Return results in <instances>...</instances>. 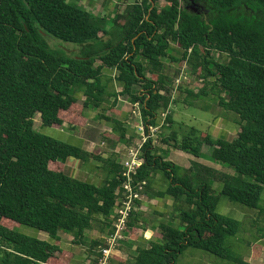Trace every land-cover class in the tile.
Segmentation results:
<instances>
[{
	"label": "trees",
	"instance_id": "16d2710c",
	"mask_svg": "<svg viewBox=\"0 0 264 264\" xmlns=\"http://www.w3.org/2000/svg\"><path fill=\"white\" fill-rule=\"evenodd\" d=\"M159 1L135 0L113 16L112 11L97 15L72 0H0V264H72V251L20 233L18 224L54 240L61 231L71 233L100 263L105 237L88 243L86 231L98 222L105 236L115 232L124 166L117 154L104 158L37 130L35 116L40 112L47 127L66 119L80 126L87 122V108L100 109L99 118L112 125L104 140L113 147L129 143L126 123L106 112L126 95L141 104L146 130L158 125L175 102L167 59L186 63L206 82L199 92L186 89L189 96L215 95L225 112L239 117L240 130L229 140L190 127L181 136L172 130L163 142L196 158L210 146L208 156L233 173L195 160L183 168L148 139L135 181L145 180L148 194L156 174L170 179L166 189L150 196L171 198V219L185 229L160 221L159 239L127 241L130 249L135 245L129 258L114 256L109 264H178L190 247L230 257L228 240L241 222L215 212L219 197L258 208L264 191V0H189L203 7L200 12L182 7V0H165L162 6ZM46 35L82 48L75 54L55 50ZM173 44L178 55L171 52ZM214 52L227 59L217 60ZM167 121L172 122L171 113ZM70 157L101 161L108 171L104 184L69 176ZM214 181L221 184L219 193ZM144 214L132 211L129 235L147 224Z\"/></svg>",
	"mask_w": 264,
	"mask_h": 264
},
{
	"label": "crops",
	"instance_id": "0c3cea01",
	"mask_svg": "<svg viewBox=\"0 0 264 264\" xmlns=\"http://www.w3.org/2000/svg\"><path fill=\"white\" fill-rule=\"evenodd\" d=\"M97 1L98 0H88L87 1L88 7L94 8ZM107 7H109V5ZM106 72L111 73L109 69L106 70ZM148 75L150 76V74ZM135 89L139 90L140 87L136 86ZM117 90L121 91L122 87L118 88ZM128 98L129 97L126 95H120L118 104L114 108V111L108 110L106 114L112 117L119 118L122 121H124L127 117V112L133 107L132 102H130ZM83 100H84V96L81 95L80 96L81 104L83 103ZM125 102L127 104H130V107L127 106L126 110L119 107L122 106L123 103L125 104ZM172 106L171 108H169L170 109L169 113L172 114V122L169 124V126L171 127H173L175 123V119L173 117V111H171ZM100 111H101L100 109H96L93 107L87 108L84 113L87 122L80 126H75L68 119H66L63 124L53 125L51 127H47L43 125L41 113L38 112L36 113L35 116V128L59 141L80 147L90 153H95L104 158H107L112 154H117L118 161L123 165L122 146H124V143L119 142L115 147H113L110 146V144L106 140H104L103 133L105 131H112V130H107V126H105L106 122L103 119L99 118ZM87 112H89V116L87 115ZM119 115L122 116L119 117ZM221 120L219 122H215V126L212 128V130H209V132L215 138H226L229 140L234 139L237 136L238 131L240 130L239 123H236L234 125L233 122L229 123L226 118H222ZM159 121L160 124L162 121L161 117ZM126 127L128 128V130L130 129V127L127 124ZM171 132L172 130L170 131V133ZM205 146L206 145H204L203 147V152H205L204 151ZM168 147L171 149H175L169 146L168 144L164 143V149ZM158 150L161 151L160 154H163V149H158ZM165 158L166 160H168V156H166ZM193 160L198 161L207 166L213 167L220 171L233 173V170H230V168L224 164H218L219 168H216L212 166L215 165L214 163L204 160L203 157L196 158L195 156L190 157L188 155H187V160H185L182 163V167L189 168ZM170 161L176 163L175 161H180V160L171 159ZM176 164L178 165V163ZM103 165L104 164L101 161L95 158H90L89 160L85 161L75 157H70L65 162V171L69 176L100 186L104 184V182L108 177V171H106V169L103 168ZM170 181H171L170 179L164 177L161 173L156 174L150 182L151 186L149 188V193L148 194L145 193V198L147 197L148 200L142 201L141 204L142 206L139 210L143 211L144 213H147L150 208L154 209L155 211H158L157 209L161 208L163 209L164 213H167V211L170 209L172 211L173 200L171 198H156L150 196V194H154L157 191H159L156 190V186L161 185L167 188L170 184ZM218 183H219L218 181H214L213 186L219 192L220 188H217ZM219 185L221 184L219 183ZM220 198L221 196L219 197V202H220ZM224 202H225L224 207L229 208V211L234 212L240 218V220L238 219L236 220L241 222V228L235 236H240L241 234H243V236H246L248 239L253 240V242L249 243V245L247 246L244 245L245 247L243 246V244L239 245L240 242L237 239L233 241L234 249L232 250H234L235 253H238V255H240L238 258L241 259V262L236 264H264V234L259 233V229H261V227L257 226L258 224L257 220L261 215H264V208H261L260 204L258 208H249L244 205L235 203L227 199L226 197H224ZM165 206H167L168 208H165ZM245 207L248 208L250 211ZM160 214L164 216L163 213ZM258 214L259 217L257 219ZM98 218H102V217H98ZM147 223L150 224L149 225L146 224L144 225V228L140 229L142 231L141 236L146 239H153L152 236L159 230L160 222L158 223L157 228L155 227L156 223L150 221H148ZM87 231H86V236H87ZM46 233L47 232L42 231V233H40L41 238L39 239L46 240L54 244L59 243L62 248L72 251L74 253L72 264H86L87 263L86 259L88 257L91 259V257L88 256L87 254L86 246L77 245L74 243L73 234L71 233L68 234V232L61 231L59 233V239L54 240L50 237L48 233L47 234ZM100 233L102 234L101 237H105L106 234H103L101 232V227L100 229L94 227L92 229L91 234H93L94 236H98ZM86 236L85 239L87 240ZM116 253H117L116 256H119L125 252L119 248ZM228 260L229 258H220L214 255H210L199 249L194 250L188 248L181 255L178 264H231Z\"/></svg>",
	"mask_w": 264,
	"mask_h": 264
},
{
	"label": "rangeland",
	"instance_id": "374dc122",
	"mask_svg": "<svg viewBox=\"0 0 264 264\" xmlns=\"http://www.w3.org/2000/svg\"><path fill=\"white\" fill-rule=\"evenodd\" d=\"M72 1H76L79 4L84 5L86 9L96 13L97 15H105L107 12L112 11L113 16H114L117 13H121V12L123 13V11H125L127 5L134 2L135 0H98L94 8L88 7V2H87L88 0H72ZM116 3H118L117 7L115 6ZM165 3H166L165 0L159 1L160 6L164 5ZM108 5H109V7H107ZM182 7L187 8L189 10H195L197 12H200L203 10V7H201L199 4L194 3L193 1H189V0H182ZM109 25H111V24H109ZM46 39L53 49L64 51V52H67L70 54L78 53L80 51V49L82 48V46L79 44L66 42V41L60 40V39H58L52 35H46ZM172 46H173V49L171 52L174 55H178V50H179L178 46L176 44H173ZM214 55H215V58L219 61L227 59V56L225 54L221 55L218 52H214ZM166 62L168 64L167 73L170 76V78L173 79V81H174L173 82V87H174L173 99L175 101L174 103H176V104L173 103L171 111H173V117L175 119V123H174V126L171 127V126H169V123L167 121V126L161 128V130H159L157 132L156 136L153 138H154V144L156 145V147L158 149H163L164 155L163 154L162 155L165 157L168 156V160H171V159L172 160H180V161H175V162L178 163V165L182 167V163L185 160H187V155L190 157H193V155L188 153V152H185L182 150L171 149L169 147L164 149V142L162 140V138L164 136H167L168 134H170L171 130H175V131L179 132L180 136H181L187 130H189L190 127H196L200 130L209 132V130H212V128L215 126V122H219L222 118H226L229 123L233 122L235 125L236 123H238L239 117L237 115H235L234 113L225 112L219 106V104L217 103V100L215 98V95H213V94H210V96H207V97L202 96V97H198V98L189 96L188 92H186V89H189V90L191 89L194 92H199L200 89L202 87H204L206 82L203 80H200L198 74H193L190 67L186 63L176 64V63H173L171 61V59H167ZM110 71L112 72V70H110ZM118 88H120V86H118ZM181 88L183 90H181ZM208 88L210 90V86ZM127 106L130 107V104H127L125 102V104L123 103V105L119 106V107L126 110ZM140 107H141V104L139 106L133 105L132 109H130L127 112V117L124 120V122L130 127L129 135L131 136V138H130L129 143L124 142V146H122L123 147V149H122V153H123L122 161L123 162L130 155L131 148H137L143 140L141 130H140V124H142V120H143L141 113H140L141 112ZM127 109H129V108H127ZM87 115L89 116V112H87ZM120 116H122V115H119V117ZM104 121L106 122L105 126H107V130H112V125L110 123H108L106 120H104ZM221 121H223V120H221ZM128 122H130V123H128ZM204 151L205 152H204L203 159L215 164L212 166L219 168L218 164H223V163L215 161L212 157L208 156L209 152L211 151L210 146L206 145L204 148ZM158 152L160 153L161 151L158 150ZM230 170H232V169H230ZM165 188L166 187L161 186V185L156 186V190H161V189H165ZM217 188H221V185H219V183L217 185ZM144 200L145 201L148 200L147 197L145 198V195L141 201H144ZM224 204H225L224 197L221 196L220 202H219L215 212L219 215H223V216H227V217H231V218H235V219L240 220V218L234 212H231V211H229V208L224 207ZM260 206H261V208H264V192H263L262 197L260 199ZM165 208H168V207L165 206ZM246 209H248V208H246ZM157 210L158 211H155L154 209L150 208L148 210V212L145 213V215H144L148 219V221L156 223L155 224L156 228H157L158 223L160 221H167L170 224H172V225H174V226H176L182 230L185 229V226L182 225L179 220H172L171 219V216H170L171 209L168 210L167 213H164L163 209H161V208H159ZM159 212L163 213L164 216L161 215ZM99 217H102V216H99ZM258 217H259V214L257 216V219H258ZM263 221H264V215H261L259 217V219L257 220V223H258L257 226L261 227V229H259L260 234H264V223H263ZM94 227L100 229L101 225L98 222H96ZM14 228L22 234L32 236V237H36V238H41L40 233H42V231L35 229V228H32L30 226L18 224V226H14ZM158 232H159V230H158ZM158 232H156L152 236L153 239H159L160 238V234ZM91 233H92V229L87 231L86 238H87L88 243H90L94 237H101V235H102L100 233L98 236H94ZM141 233H142L141 230L139 231L138 234L129 235V233H128L127 238L125 240L120 241L119 248L122 249L125 253L119 255L118 257L123 258V259L129 258V256L132 254V252L135 249L134 248L135 245L133 246V248L131 247V249H130L127 241H132V242H134V244L136 243V241H138V239L140 241H142V239H141L142 234ZM68 234H70V233H68ZM236 239L240 242L239 245L243 244V246L244 245L247 246V245H249V243L253 242L252 239H248L246 236H243V234H241L240 236H230V238L228 240L229 250H230L229 251L230 257H228L229 258L228 261L231 264H236V263L241 262V259L238 258L240 255H238V253H235L234 250H232V249H234L233 241ZM57 244H59V243H57ZM190 248L194 249V250H198V249L193 248V247H190ZM206 253H208V252H206ZM116 254L117 253H115L114 256H116ZM208 254H210V253H208ZM210 255H213V254H210ZM114 256H112L110 258V260H112ZM216 257H218V256H216ZM94 259H95L94 257H91V259L88 257L86 259L87 260L86 264H97Z\"/></svg>",
	"mask_w": 264,
	"mask_h": 264
},
{
	"label": "built area",
	"instance_id": "2783aa9c",
	"mask_svg": "<svg viewBox=\"0 0 264 264\" xmlns=\"http://www.w3.org/2000/svg\"><path fill=\"white\" fill-rule=\"evenodd\" d=\"M133 105L139 106L140 103L138 102ZM169 110L170 109L161 114L162 121L159 125H151L149 126V129L146 130L143 120L142 124H140L143 140L137 148H131L130 155L123 162L125 178L122 189L117 191L120 197L114 212V225L116 230L113 234L105 236L106 243L105 246H102V257L100 258L99 264H109L110 258L114 256L119 249L120 241L127 238V224L132 211L139 210L141 208L137 201L143 199L147 182L145 180L136 182L135 175L138 172L139 166L144 161L141 156L142 148L148 139L155 137L157 132L167 125Z\"/></svg>",
	"mask_w": 264,
	"mask_h": 264
}]
</instances>
